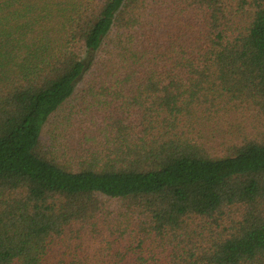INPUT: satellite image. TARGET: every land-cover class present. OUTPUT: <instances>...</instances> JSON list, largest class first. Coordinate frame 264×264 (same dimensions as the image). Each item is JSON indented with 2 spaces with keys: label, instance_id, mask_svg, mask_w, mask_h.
I'll return each mask as SVG.
<instances>
[{
  "label": "trees",
  "instance_id": "16d2710c",
  "mask_svg": "<svg viewBox=\"0 0 264 264\" xmlns=\"http://www.w3.org/2000/svg\"><path fill=\"white\" fill-rule=\"evenodd\" d=\"M0 264H264V0H0Z\"/></svg>",
  "mask_w": 264,
  "mask_h": 264
},
{
  "label": "rangeland",
  "instance_id": "374dc122",
  "mask_svg": "<svg viewBox=\"0 0 264 264\" xmlns=\"http://www.w3.org/2000/svg\"><path fill=\"white\" fill-rule=\"evenodd\" d=\"M250 119H248V121L247 122H245L244 123V125L246 126V128H251L250 126H251V123H254L252 120H251V116H248ZM220 126H223L222 127V129H224L223 131H227L228 130V125H226L225 124V122L224 121H222L221 122V124H220ZM43 132H44V134H43V138H45V132H46V127H45V129L43 130ZM223 135V133L222 132H220V133H218L216 136H218V137H220V136H222ZM217 140V139H216ZM218 141V140H217ZM215 146H217L218 147V145L216 144Z\"/></svg>",
  "mask_w": 264,
  "mask_h": 264
}]
</instances>
